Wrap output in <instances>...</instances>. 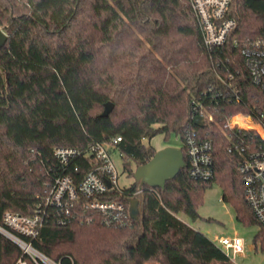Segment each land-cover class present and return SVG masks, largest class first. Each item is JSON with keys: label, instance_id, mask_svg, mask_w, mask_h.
Here are the masks:
<instances>
[{"label": "trees", "instance_id": "trees-1", "mask_svg": "<svg viewBox=\"0 0 264 264\" xmlns=\"http://www.w3.org/2000/svg\"><path fill=\"white\" fill-rule=\"evenodd\" d=\"M227 16L237 26L223 48L210 53L189 0H0V27L8 34L0 49V221L7 210L33 215L57 175L71 173L79 182L94 167L89 154L64 170L53 153L57 146L86 150L120 136L116 149L133 175L129 159L138 166L157 151L144 138L182 137L195 128L212 143L211 179H193L185 166L164 189L137 181L110 189L106 197L127 208L130 198L139 200L138 219L123 226L106 225L84 201L68 214L49 207L30 241L61 264H236L180 216L200 217L198 204L217 181L236 218L260 226L254 241L264 250V227L238 169L241 156L229 150L235 131L224 125L237 113L259 121L264 112V91L241 54L264 38V0H232ZM230 73L239 100L219 78L228 80ZM197 96H206L214 117L203 127L190 108ZM109 101L114 107L102 116ZM235 123L256 127L241 115ZM21 260L44 264L0 233V264Z\"/></svg>", "mask_w": 264, "mask_h": 264}, {"label": "built area", "instance_id": "built-area-1", "mask_svg": "<svg viewBox=\"0 0 264 264\" xmlns=\"http://www.w3.org/2000/svg\"><path fill=\"white\" fill-rule=\"evenodd\" d=\"M232 0H189L198 26L202 32L203 41L208 52L222 49L228 42L231 33L237 26L233 17L227 16ZM237 46V40L233 43ZM244 65L252 82L264 91V38L256 40L252 45L241 49ZM224 87L231 90L230 98L239 100L240 91L232 83L234 74L230 73L228 80L219 74ZM221 95L220 93H218ZM227 95H223L226 97ZM206 96L191 98L190 108L193 119L202 116L204 125L214 120L213 113L208 109ZM241 115L251 121L256 127H244L231 120ZM224 125L235 131L230 138L229 150H235L241 156L239 173L244 185L245 197L259 223L264 227V112L259 121L250 114L237 113L231 116ZM185 148L184 157L191 178L209 180L214 175L212 143L207 138H201L195 128L186 129L180 137ZM121 140L118 136L110 142H96L86 150L75 146H57L54 156L66 170L77 157L93 155L95 165L79 181H75L71 173L57 175L51 190L37 206L33 215H25L17 211L7 210L0 221V233L15 242L24 253L37 263L61 264L48 258L35 248L30 241L38 236L49 207H56L60 213H69L75 204L84 201L87 208L101 212L102 221L106 225H127L131 222V214L125 203L119 199L106 197L110 189L121 191L119 186V171L112 157V148ZM119 155L121 156L119 150ZM141 192L137 190L134 195ZM64 222V219L60 217ZM216 243L221 246L231 258L245 250L243 238L238 235L220 236ZM231 252V254H230ZM26 264L25 261H20Z\"/></svg>", "mask_w": 264, "mask_h": 264}, {"label": "rangeland", "instance_id": "rangeland-1", "mask_svg": "<svg viewBox=\"0 0 264 264\" xmlns=\"http://www.w3.org/2000/svg\"><path fill=\"white\" fill-rule=\"evenodd\" d=\"M143 143L150 144L157 150L166 146H183L182 139L176 136L175 132H171L167 137L164 133H158L151 138H144ZM111 151L119 171V186L127 188L135 182V178L125 168L124 159L119 155L118 150L112 148ZM129 164L133 170L136 169L137 165L134 160L129 159ZM222 194L221 184L214 181L206 188L203 200L198 204L200 217L192 220L188 215L181 213V218L191 224L193 223L199 230L208 233L213 240L220 236L231 237L234 235L243 238L245 243L244 252L232 257L236 264H264V250L259 244L256 245L254 241L260 226L258 224L248 225L239 221L236 218L234 206L230 202L224 201Z\"/></svg>", "mask_w": 264, "mask_h": 264}, {"label": "water", "instance_id": "water-1", "mask_svg": "<svg viewBox=\"0 0 264 264\" xmlns=\"http://www.w3.org/2000/svg\"><path fill=\"white\" fill-rule=\"evenodd\" d=\"M7 39L8 34L0 27V49L5 45ZM113 107V102H106L101 115L108 116ZM194 122L200 127L204 126L202 116H196ZM185 166L186 161L182 147L166 146L157 150L149 161L138 165L133 172V176L140 186L147 184L152 188L164 189L167 180L174 178ZM129 203L131 217L138 219L139 200L135 197L130 198Z\"/></svg>", "mask_w": 264, "mask_h": 264}, {"label": "crops", "instance_id": "crops-1", "mask_svg": "<svg viewBox=\"0 0 264 264\" xmlns=\"http://www.w3.org/2000/svg\"><path fill=\"white\" fill-rule=\"evenodd\" d=\"M189 223V222H188ZM189 224H191V223H189ZM194 228H197L198 229V227H196L193 223L191 224ZM205 232V231H204ZM208 232V231H207ZM208 236H209V234L208 233H206ZM214 241H216V240H214Z\"/></svg>", "mask_w": 264, "mask_h": 264}]
</instances>
